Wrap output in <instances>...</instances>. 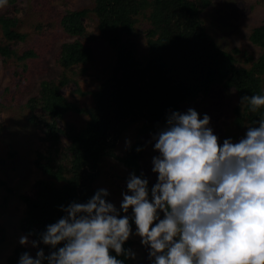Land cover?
<instances>
[{
	"label": "rangeland",
	"instance_id": "rangeland-1",
	"mask_svg": "<svg viewBox=\"0 0 264 264\" xmlns=\"http://www.w3.org/2000/svg\"><path fill=\"white\" fill-rule=\"evenodd\" d=\"M201 19L208 34L223 50L236 54V66L252 69L262 49L250 41L256 27L264 26V0H211ZM94 0H7L0 5V17L17 21L16 30L26 36L24 41L6 38L0 27V47L14 51V56L0 54V264H17L19 255L36 249L19 244L21 235L36 239L22 228L28 206L25 197L35 198L37 184L45 181L57 189L61 182L44 173L41 165L50 160L53 168L62 169L70 180V133L85 129L90 117L87 113L69 111L61 118L53 117L44 108L43 87L50 83L70 103L80 109L96 106L93 93L117 71V57L109 40L101 33L96 15L92 12ZM89 10L83 19L86 33L80 37L69 36L62 24L68 12ZM132 32H125L123 39L135 45L137 57L142 61L148 54L147 32L151 28L149 12L135 17ZM83 41L93 49V58L87 63L63 67L60 58L67 43ZM26 57V58H25ZM259 77L264 89V73ZM189 107L200 115L210 116V127L219 142L231 137H242L248 119L237 123V111L243 114L240 96L234 88L223 84L212 86L206 97H199L182 105V112ZM55 128L57 142L52 138ZM142 121L134 119L128 125L111 132L106 148L97 152L94 166L82 174L81 183L91 194L99 188L109 192L108 200L119 208L121 193L127 191L126 179L133 171L122 158L140 138L143 151L140 157L141 173L149 181V189L157 175L152 172V134L139 135ZM139 135V137H138ZM131 215V209H129ZM163 214L161 213V216ZM133 233L135 224H132ZM130 249L135 253L130 264H150L148 248L140 238L130 235ZM46 252V246L40 244Z\"/></svg>",
	"mask_w": 264,
	"mask_h": 264
},
{
	"label": "clouds",
	"instance_id": "clouds-1",
	"mask_svg": "<svg viewBox=\"0 0 264 264\" xmlns=\"http://www.w3.org/2000/svg\"><path fill=\"white\" fill-rule=\"evenodd\" d=\"M245 105L256 111L264 94L242 95ZM151 139L158 155L150 189L132 172L119 208L103 187L62 205L64 215L38 239L19 237L36 252H22L17 264H125L118 257H135L124 248L130 235L148 248L150 264H264V116L221 143L210 116L189 107L170 111Z\"/></svg>",
	"mask_w": 264,
	"mask_h": 264
},
{
	"label": "trees",
	"instance_id": "trees-1",
	"mask_svg": "<svg viewBox=\"0 0 264 264\" xmlns=\"http://www.w3.org/2000/svg\"><path fill=\"white\" fill-rule=\"evenodd\" d=\"M92 12L99 22L101 33L109 40V45L117 57V71L98 92L93 93L96 106L89 110L80 109L70 103L50 83H44L43 108L61 118L74 111L87 113L90 117L85 129L70 133L69 181L62 169L53 168L50 160L42 164L44 173L66 184L61 189L40 181L35 198L25 197L28 206L22 228L38 239L46 225L61 218V206L72 201L85 202L95 192L88 193L81 183L82 174L94 166L97 152L106 148L111 132L128 125L134 119L142 121L139 135L156 132L165 123L170 111H181L182 105L199 97H206L212 86L223 84L234 88L238 95L264 94L260 74L264 73V26L256 27L250 41L262 49L261 56L252 69L236 66L238 50L228 52L219 47L208 34L201 15L210 6L211 0H94ZM149 12L151 28L147 32V56L140 61L135 45L125 42L123 34L132 32L135 17ZM89 10L68 12L62 20L66 33L80 37L86 33L83 19ZM17 21L0 17V27L6 38L24 41L26 36L15 29ZM14 51L0 47L2 56H14ZM26 58V57H25ZM93 58L92 47L77 39L67 43L60 58L63 67L87 63ZM264 116V106L251 111H237V123L247 118L254 126ZM50 132L55 142V128ZM138 135V137H139ZM143 144L140 138L130 148L122 162L135 174H141L140 157ZM1 183V182H0ZM126 241L124 248H130ZM50 249L46 246L47 255ZM114 254V253H113ZM130 264L131 259L118 257Z\"/></svg>",
	"mask_w": 264,
	"mask_h": 264
}]
</instances>
